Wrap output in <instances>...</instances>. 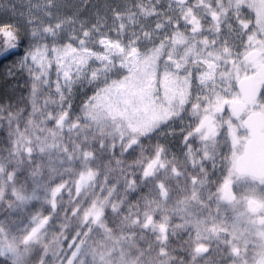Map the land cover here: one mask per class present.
<instances>
[{
	"label": "snow or ice",
	"instance_id": "obj_1",
	"mask_svg": "<svg viewBox=\"0 0 264 264\" xmlns=\"http://www.w3.org/2000/svg\"><path fill=\"white\" fill-rule=\"evenodd\" d=\"M0 11V264H264V0Z\"/></svg>",
	"mask_w": 264,
	"mask_h": 264
},
{
	"label": "trees",
	"instance_id": "obj_2",
	"mask_svg": "<svg viewBox=\"0 0 264 264\" xmlns=\"http://www.w3.org/2000/svg\"><path fill=\"white\" fill-rule=\"evenodd\" d=\"M6 60L7 59L1 58L0 63L5 62ZM27 79L28 77L20 72H15L12 76L7 75L4 78H0V104H16L18 101H20L21 97H27ZM3 135L4 133L0 131V137ZM38 209L39 208H32V211L35 212Z\"/></svg>",
	"mask_w": 264,
	"mask_h": 264
},
{
	"label": "rangeland",
	"instance_id": "obj_3",
	"mask_svg": "<svg viewBox=\"0 0 264 264\" xmlns=\"http://www.w3.org/2000/svg\"><path fill=\"white\" fill-rule=\"evenodd\" d=\"M7 2H8V0H0V3H7ZM14 2L16 4H21L23 2V0H14ZM0 19H3V20L11 19L12 22H16L20 18L18 16H12L11 12L0 11ZM19 51L22 52L23 49L21 48ZM18 58H19L18 56H9L5 62L0 63V65H1L0 66V78L6 77L10 70H13L14 73L20 72L18 69H14V63ZM20 73H22V72H20ZM22 74H25V76H27L26 72H24ZM88 94L91 95V92H89ZM35 208H39V205L37 204V206Z\"/></svg>",
	"mask_w": 264,
	"mask_h": 264
}]
</instances>
